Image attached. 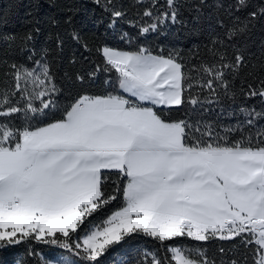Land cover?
I'll return each mask as SVG.
<instances>
[{"label":"snow or ice","instance_id":"obj_1","mask_svg":"<svg viewBox=\"0 0 264 264\" xmlns=\"http://www.w3.org/2000/svg\"><path fill=\"white\" fill-rule=\"evenodd\" d=\"M90 3L91 43L78 0L52 46L0 32V253L264 264V0ZM176 26L205 41L166 43Z\"/></svg>","mask_w":264,"mask_h":264},{"label":"trees","instance_id":"obj_2","mask_svg":"<svg viewBox=\"0 0 264 264\" xmlns=\"http://www.w3.org/2000/svg\"><path fill=\"white\" fill-rule=\"evenodd\" d=\"M67 2L68 0H55V5H53V0H0V32H22L26 29L39 27L41 31L37 35L36 48L52 46L51 42L48 41L49 33L59 32L63 35L64 29L67 27L64 24L65 13L62 11L63 6ZM212 2L213 0H208V3L211 4ZM78 7L80 11L75 18V23L78 28L86 25L84 38L90 43L96 37L103 39L105 37L103 29L96 28L89 22V17L93 12L96 13L97 17L100 15L99 10L90 3V0H78ZM185 15L190 19L188 13ZM53 19L59 21L58 26H53L51 23ZM36 21L39 23H36ZM225 22L227 23V21ZM173 31L176 35L169 36L166 43H170L181 50L186 51L192 48L193 45L205 41L204 34L194 35L188 29H182L179 26H176ZM93 33H96V37L92 35ZM262 37H264V32L259 30L254 32L251 40L255 41V43L252 45L251 51H256V45L259 44ZM107 38L109 40L112 39L111 37ZM113 42L115 43V41ZM69 44H71V41H69ZM67 55L68 51L66 50L65 57ZM140 246L143 247V244ZM126 248L127 246L118 249L116 253H113V256L119 259ZM37 251L46 256L59 253V250L43 245L37 246ZM22 253L23 247L0 253V264H14V261ZM108 264H113V257L108 258Z\"/></svg>","mask_w":264,"mask_h":264}]
</instances>
